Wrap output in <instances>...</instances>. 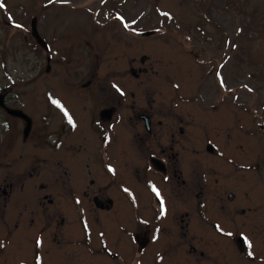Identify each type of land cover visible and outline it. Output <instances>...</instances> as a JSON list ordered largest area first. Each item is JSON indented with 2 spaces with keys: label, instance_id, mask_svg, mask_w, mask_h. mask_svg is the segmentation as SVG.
I'll return each instance as SVG.
<instances>
[{
  "label": "rangeland",
  "instance_id": "rangeland-1",
  "mask_svg": "<svg viewBox=\"0 0 264 264\" xmlns=\"http://www.w3.org/2000/svg\"><path fill=\"white\" fill-rule=\"evenodd\" d=\"M0 3L5 5L0 9V88L13 89L15 103L33 118L35 126H53L42 119L45 111L59 117L62 110L66 120L75 118L66 121L62 133H71L68 139L72 142L81 141L80 153L61 144V138L41 137L40 141L42 148L56 145V158L63 166L81 162L72 173L82 182L88 181L84 162L90 158H84L93 141L88 124L92 110L85 107H94L97 96L70 86L81 77L78 86L87 80L89 72L83 69V62L90 56L85 50L92 49L98 74L95 86L104 87L111 93L108 99L122 105L142 102L140 93L146 89L148 104L177 107L183 135L178 131L182 136L176 148L184 175L193 171L194 184L208 188L205 198L213 203L218 205L227 198V190L253 213L242 217L236 215L239 209L236 214L212 212V205H208L209 212L200 208L199 213L194 211L197 199L192 192L188 193L194 197L192 203L182 204L187 196L181 187L169 202L165 198V161L155 149L135 157L130 133L116 126L111 143L116 181L109 191L114 210L94 215L86 210L82 197H74L73 202L68 194L65 207L74 215L76 203L85 227L76 218L72 240H61L58 246L48 233L30 231L27 242L18 236L15 241L9 238L0 250V264H27L33 251L35 264H264V0ZM33 18L47 52L32 40ZM141 58L147 73L133 78L127 70L137 67ZM47 64L50 71L45 70ZM141 149L145 151V147ZM29 151L28 147L19 165L30 163ZM7 161L0 162V167L10 166L11 160ZM98 162L100 167L95 162L92 171H98L103 185L112 186V179L100 173V155ZM122 188L127 189L124 195ZM173 207L192 211L185 237L186 231L179 230V221L170 214ZM9 230L1 231L16 234L13 227Z\"/></svg>",
  "mask_w": 264,
  "mask_h": 264
},
{
  "label": "flooded vegetation",
  "instance_id": "flooded-vegetation-1",
  "mask_svg": "<svg viewBox=\"0 0 264 264\" xmlns=\"http://www.w3.org/2000/svg\"><path fill=\"white\" fill-rule=\"evenodd\" d=\"M32 40L37 45H44L39 39L36 42L33 37ZM85 53L90 55L83 62L84 64L82 63L86 73L89 72L87 80L83 82L82 86H78L79 81L84 78L81 77L77 81H72L74 86L70 87L86 90L93 96H97V102L94 107H85L86 111L92 110L91 120L89 116L88 124L93 137L91 151L84 158V161L88 158L90 159L85 162L82 161L88 174L87 183L82 182L75 172L72 173L74 167L81 164V162H77L75 166H72L73 162H70L69 166H63L62 161L56 158L58 153L56 145L50 144L46 148H42L40 138L49 137L63 139L60 143L69 148L78 149L80 145L82 149L81 141L76 143L68 139L71 133L63 135L64 125L66 121H69L65 119L63 111L60 110L62 116L59 114V117L51 116L48 111L43 113L42 119L48 121V123H53L51 128L43 124L35 126L33 118L22 110L18 103H15V93L11 91L4 97L6 107L21 109L31 118L32 126L28 135L24 137L25 121L9 116L0 108V133H2L0 138V162L10 159L13 163L10 166L6 163L5 167H0V250L9 242V238L15 241L18 236L20 240L27 242V234L30 231L36 232V235L48 233L52 243L57 246L60 245L61 240L70 242L73 237L72 227L74 220L80 218L82 220L81 227H85L86 221L83 220L76 203L74 215L71 214L72 211L70 209L65 207L64 203L69 200L66 198L68 194L73 196V202H75L74 197H82L89 208L82 203L81 205L94 215L98 211L111 212L114 210V201L109 195V191L115 186L116 181L114 178L115 170L111 166L114 162L111 143L116 136V126L123 127L130 133L135 157L141 154H150L155 149L159 158L165 161V166L168 170L164 179L167 182L165 198L169 202L173 195L177 194L179 187H181L183 188V193L187 196L186 202L182 204L192 203V198L194 197L190 198L188 196L189 192L195 195L197 202L194 205V211L196 210L200 213V208H207L206 211L209 212L210 208L208 205H212L214 207L212 212L229 210L236 214L235 210L239 209L240 214L236 215L242 217L253 216L251 209H244L231 192L226 190L227 198L222 199L217 205L212 200L205 198L208 188H198L194 184L193 171H190L186 176L184 175L179 164L176 148L178 138L183 135L182 125L180 126L182 119L179 117L177 107L174 108V105H167L162 102L148 104L146 89L141 91L142 102L138 104L129 102L122 105L121 101L114 102L113 98L108 99L111 93L102 86H95V78L98 76L95 69L96 55L92 49L85 50ZM46 60H50V54L46 56ZM144 63V58H141L136 65L137 67H129L127 70L128 74L133 78H140L145 75L147 72L142 66ZM63 79L67 80L65 77ZM67 81L70 82L71 79ZM133 94L129 93L131 98ZM72 120L75 121V118ZM178 131L182 135H178ZM33 136L36 137V140L33 139ZM18 139H20L21 145L18 144ZM64 141L66 142L64 143ZM141 146L145 147V151L142 150L143 148L141 149ZM28 147L31 148V151H29L30 163L19 165L22 154L27 151ZM193 147L190 153L194 152ZM80 152L81 150L78 149L75 153ZM122 153H125L124 149ZM99 155L103 165V170L100 168V173L112 179V186L103 185L98 180V171H92L91 165L95 162L100 167L98 162ZM137 170L134 167L135 173H137ZM121 190L124 195L125 189L122 188ZM195 190H198V192L193 193ZM171 206L173 205L171 204ZM175 206L177 207L178 205ZM50 213H54V217H50ZM191 213L190 208L176 210L173 207L171 209L170 214L175 221H179V230L182 232L186 231L184 237L190 231L189 217ZM10 227H13V232L16 233L13 236L1 231L10 232ZM143 233H139L140 236ZM32 245L34 246V238L32 239ZM85 246L88 247V243ZM89 251L88 253H93L94 248ZM34 257L33 251L28 257L29 261L27 264H35Z\"/></svg>",
  "mask_w": 264,
  "mask_h": 264
},
{
  "label": "water",
  "instance_id": "water-1",
  "mask_svg": "<svg viewBox=\"0 0 264 264\" xmlns=\"http://www.w3.org/2000/svg\"><path fill=\"white\" fill-rule=\"evenodd\" d=\"M35 22L33 21V23H32V31H35V24H34ZM49 70V66H47V68H46V71H48ZM6 92L4 91L1 95H0V105H2V103H3V96H4V94H5ZM1 107H3L4 109H6V112L9 114V115H11V116H13V117H21V118H24L25 120H26V122H27V126L25 127V129H24V136L26 137L27 135H28V133H29V131H30V128H31V122H30V119L22 112V111H20V110H11V109H8V108H6V107H4V105H2Z\"/></svg>",
  "mask_w": 264,
  "mask_h": 264
},
{
  "label": "snow or ice",
  "instance_id": "snow-or-ice-1",
  "mask_svg": "<svg viewBox=\"0 0 264 264\" xmlns=\"http://www.w3.org/2000/svg\"><path fill=\"white\" fill-rule=\"evenodd\" d=\"M49 2L51 3L52 2V0H49ZM5 7V5L3 4V3H0V9H3ZM164 15H167V13H164ZM8 19H9V21H12V17L11 16H9L8 17ZM15 27H17V28H22L23 26L21 25V24H15L14 25ZM239 31V30H238ZM219 73H217V76L219 77ZM222 86H223V84H222ZM113 87H116L115 85H113ZM117 90H119V89H117ZM250 91H251V89H249ZM53 103L54 104H57V106H59V104H58V102L57 101H53ZM65 115L67 116V112H65ZM69 122H71V120H69ZM111 170V169H110ZM125 191H127V189L125 190ZM153 191H156L155 190V188H153ZM157 194V196H159V192H157L156 193ZM161 215H163V201L161 200ZM229 235H231L230 233H229ZM38 244H39V241L37 242ZM250 246V245H249ZM253 255V253L251 252V251H249L248 252V256L249 257H251Z\"/></svg>",
  "mask_w": 264,
  "mask_h": 264
}]
</instances>
